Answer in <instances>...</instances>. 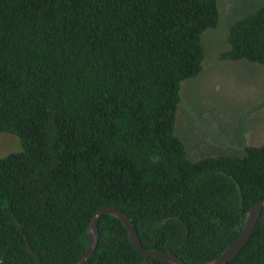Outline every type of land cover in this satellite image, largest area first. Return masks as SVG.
I'll return each instance as SVG.
<instances>
[{
  "label": "trees",
  "instance_id": "1",
  "mask_svg": "<svg viewBox=\"0 0 264 264\" xmlns=\"http://www.w3.org/2000/svg\"><path fill=\"white\" fill-rule=\"evenodd\" d=\"M217 0H0V264H77L101 209L143 247L186 264L218 259L264 200V145L192 162L175 125L181 85L203 71ZM222 61L264 67V6L230 27ZM87 264L140 255L113 216ZM9 251L4 258L5 251ZM229 264H264V210Z\"/></svg>",
  "mask_w": 264,
  "mask_h": 264
},
{
  "label": "rangeland",
  "instance_id": "2",
  "mask_svg": "<svg viewBox=\"0 0 264 264\" xmlns=\"http://www.w3.org/2000/svg\"><path fill=\"white\" fill-rule=\"evenodd\" d=\"M219 24L202 36V73L181 85L176 136L192 162L243 156L246 146L264 145V67L247 61H222L229 50L230 27L257 12L264 0H217ZM21 151L19 140L0 134V159Z\"/></svg>",
  "mask_w": 264,
  "mask_h": 264
},
{
  "label": "water",
  "instance_id": "3",
  "mask_svg": "<svg viewBox=\"0 0 264 264\" xmlns=\"http://www.w3.org/2000/svg\"><path fill=\"white\" fill-rule=\"evenodd\" d=\"M263 210L264 200L250 211V214L248 215L246 221V225L238 239L218 259L208 264H229L231 261H233L241 253V251L245 248V246L251 239L254 230L261 218ZM108 215L117 218L123 223L124 227L128 231L134 248L140 255L151 260L164 261L167 264H186L174 254L164 251H150L145 249L140 241L137 228L133 224V222L121 210L112 207L103 208L94 215L88 229V247L86 253L77 264H87L96 253L99 243L98 224L102 217ZM20 246L27 249L37 260L38 264H43L41 258L33 251L32 247L29 244ZM15 247H17V245L9 247L4 253V258L9 253V251Z\"/></svg>",
  "mask_w": 264,
  "mask_h": 264
}]
</instances>
